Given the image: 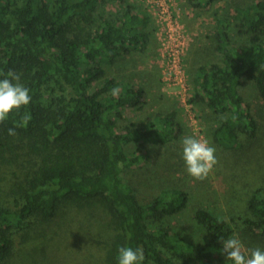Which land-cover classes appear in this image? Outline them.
Here are the masks:
<instances>
[{
  "label": "trees",
  "instance_id": "16d2710c",
  "mask_svg": "<svg viewBox=\"0 0 264 264\" xmlns=\"http://www.w3.org/2000/svg\"><path fill=\"white\" fill-rule=\"evenodd\" d=\"M105 1L0 0V73H19L32 97L0 122V160L22 149L33 156L17 193L0 195V264L12 254L17 233L53 219L68 202L96 200L110 213L117 232L105 264H118L124 246L142 248L143 264H222V242L240 227L264 242V167L241 168L231 152L243 146L242 137L256 139L260 130L240 89L249 80L264 109V0L236 3L232 17L223 11L211 53L192 74L188 101L211 111V140L230 151L222 168L240 187L229 221L211 209H195L201 241L173 226L187 205L185 192L162 190L143 203L123 178L127 166L144 159L145 142L155 134L173 138L180 126L170 112L157 125L147 118L118 127L123 112L144 107L146 91L128 81L113 96L119 82L107 72L119 57L146 50L151 18L129 0H119V15L104 17L97 11ZM214 1L185 0L195 9ZM25 112L32 117L28 126L9 136ZM130 144L135 147L128 154Z\"/></svg>",
  "mask_w": 264,
  "mask_h": 264
},
{
  "label": "rangeland",
  "instance_id": "374dc122",
  "mask_svg": "<svg viewBox=\"0 0 264 264\" xmlns=\"http://www.w3.org/2000/svg\"><path fill=\"white\" fill-rule=\"evenodd\" d=\"M129 1L144 9L148 7L145 0ZM175 2L180 7L177 21L186 33V48L181 64L187 77L189 93H192L195 67L204 60L207 53H211V50L207 52L208 46L214 43L215 35L220 31L217 19L222 16L223 11L232 17L236 3L242 5L251 0H217L203 9L191 8L185 0ZM120 9L119 0H106L100 3L97 12L104 17H116L120 14ZM146 12L150 11L146 9ZM150 18L147 28L151 35L146 50L143 53L132 51L129 55L119 57L107 72L108 77L119 82L115 87L119 92L122 90L121 84L128 81L145 87L146 91L144 107L123 112L117 125L122 129L131 123L139 125L147 118L157 125L164 120L166 114L174 112L180 130L173 138L153 135L144 143L145 157L140 165L127 166L123 178L134 188L143 203L153 199L162 190L176 189L185 192L187 205L173 218V226L195 241H201L204 234L195 224V209H211L229 221L234 216L233 209L238 207L240 187L233 182L231 174L222 168V164L230 163V151L211 140V111L204 105L192 104L191 110L198 119L200 131L194 133L187 107L172 92L176 87L168 86L163 79L162 45L158 34L161 28L152 14ZM240 92L256 111L260 130L256 139L242 137L243 146L231 151L232 156L241 168L248 169L251 163L264 167V109L260 108L259 99L249 80L243 81ZM189 135L208 140L216 149L218 163L204 180H196L186 172L181 140ZM134 147L135 144H130L126 149L127 153ZM31 158L33 156L22 149L16 156L9 153L5 160H0V195L11 193L12 190L17 193V187L23 184L25 168ZM116 232L111 215L101 202L94 200L83 205L68 202L60 207L53 219L37 220L29 229L17 233L13 237L12 254L5 264H105ZM233 233L239 235L247 248L259 247L264 250V242L257 241L245 228L234 229ZM221 259L222 264H232L230 261L226 262L224 253L221 254Z\"/></svg>",
  "mask_w": 264,
  "mask_h": 264
},
{
  "label": "clouds",
  "instance_id": "9594fccd",
  "mask_svg": "<svg viewBox=\"0 0 264 264\" xmlns=\"http://www.w3.org/2000/svg\"><path fill=\"white\" fill-rule=\"evenodd\" d=\"M0 122H4L13 110H20L31 102L30 89L20 82V74L8 70L0 73ZM119 89L113 88L112 95H118ZM29 112L23 113L14 127L7 130L9 136L17 135V128H26L31 120ZM182 159L188 175L196 180H204L218 163L216 149L209 141L195 135L185 136L181 140ZM222 252L226 262L232 264H264V250L259 247L247 248L239 235H233L222 242ZM145 260L142 248L120 247L117 252L118 264H143Z\"/></svg>",
  "mask_w": 264,
  "mask_h": 264
},
{
  "label": "built area",
  "instance_id": "2783aa9c",
  "mask_svg": "<svg viewBox=\"0 0 264 264\" xmlns=\"http://www.w3.org/2000/svg\"><path fill=\"white\" fill-rule=\"evenodd\" d=\"M145 2L148 6L147 11H150L148 14L154 16L157 25L161 28L158 34L162 45L163 79L168 86L176 87L172 92L187 107L193 131L199 133L198 119L191 110L192 103L188 101L189 85L181 64L182 54L186 48V33L183 32L177 21L180 7L177 6L175 0H145Z\"/></svg>",
  "mask_w": 264,
  "mask_h": 264
}]
</instances>
